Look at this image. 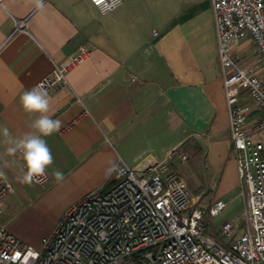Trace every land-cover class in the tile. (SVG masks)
Returning <instances> with one entry per match:
<instances>
[{"label": "crops", "instance_id": "1", "mask_svg": "<svg viewBox=\"0 0 264 264\" xmlns=\"http://www.w3.org/2000/svg\"><path fill=\"white\" fill-rule=\"evenodd\" d=\"M82 47L90 54L67 74V86L48 93V114L62 121L58 132L43 137L54 158L46 170L50 188H78L73 205L117 181L121 165L143 173L179 146L192 153L194 164L185 168L216 175L209 205L238 188L210 0H165L151 8L123 0L106 15L89 0H42V6L4 0L0 131L7 127L16 137L33 131L37 114L25 113L19 96ZM238 51L244 63L256 58L249 40ZM4 139L0 134V167L20 188L22 160L7 154ZM160 153L166 154L158 161ZM56 169L63 182L53 179ZM204 196H194L195 204Z\"/></svg>", "mask_w": 264, "mask_h": 264}, {"label": "built area", "instance_id": "2", "mask_svg": "<svg viewBox=\"0 0 264 264\" xmlns=\"http://www.w3.org/2000/svg\"><path fill=\"white\" fill-rule=\"evenodd\" d=\"M89 1L101 15L123 4ZM210 1L244 196L243 232L225 221L220 243L207 235L209 218L218 216L226 203L218 198L206 210L195 207L188 185L172 168L192 157L179 146L143 173L121 165L117 182L69 207L39 249L25 246L0 222V264H264V0ZM247 40L256 58L244 63L238 50ZM89 54L80 48L35 85L48 93L67 86V74ZM48 180L46 173L34 183ZM12 191L9 179L0 178V201ZM2 214L0 207V219Z\"/></svg>", "mask_w": 264, "mask_h": 264}, {"label": "rangeland", "instance_id": "3", "mask_svg": "<svg viewBox=\"0 0 264 264\" xmlns=\"http://www.w3.org/2000/svg\"><path fill=\"white\" fill-rule=\"evenodd\" d=\"M144 2L151 8L152 5L159 6L163 4L165 0H144ZM169 142L167 140V143ZM160 150L162 151V149ZM165 154L160 153L157 158L158 161H161ZM188 162L172 166V168L188 185L192 199L194 196L200 195V193L205 194L202 201L195 204V207L206 210L209 206V199L213 195L214 187H212V183L216 175H210L211 177L207 178L204 174L203 178L197 172L198 170L195 171V167H184ZM190 163L194 164L191 161ZM236 178L238 188L224 198L227 203L226 208L218 216L209 218L207 235L218 243L221 241L219 230L225 221L235 222L238 233L241 234L243 232L244 203L238 172ZM198 185L200 187H197ZM13 190L14 192L12 191L0 201V207L3 211L0 222L6 226L10 233L21 239L25 246L39 249L41 247V239L52 234L65 212L72 206L73 198L79 189L67 190L65 187L50 188L47 184L21 183L20 188Z\"/></svg>", "mask_w": 264, "mask_h": 264}, {"label": "clouds", "instance_id": "4", "mask_svg": "<svg viewBox=\"0 0 264 264\" xmlns=\"http://www.w3.org/2000/svg\"><path fill=\"white\" fill-rule=\"evenodd\" d=\"M37 6H42V0H36ZM19 104L22 110L28 114H37L31 122L33 131L25 132L23 135L13 136L7 127L0 134L5 138L3 143L7 145L6 152L9 155L19 153L23 165V175L19 178L22 184H32L38 178L46 175V170L53 164V155L46 140L43 137L51 136L62 127V121L53 119L48 113L50 102L48 92L42 85H35L26 89L19 96ZM56 182L65 179L63 171L56 169L52 173ZM0 178L6 179L3 171Z\"/></svg>", "mask_w": 264, "mask_h": 264}, {"label": "trees", "instance_id": "5", "mask_svg": "<svg viewBox=\"0 0 264 264\" xmlns=\"http://www.w3.org/2000/svg\"><path fill=\"white\" fill-rule=\"evenodd\" d=\"M117 181L115 180V181H113V182H111L108 186H106L105 188H104V190L105 191H107V190H109L115 183H116Z\"/></svg>", "mask_w": 264, "mask_h": 264}]
</instances>
